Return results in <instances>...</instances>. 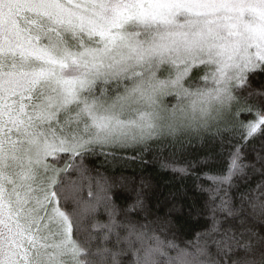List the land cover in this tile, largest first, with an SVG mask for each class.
I'll use <instances>...</instances> for the list:
<instances>
[{
    "label": "snow or ice",
    "instance_id": "snow-or-ice-1",
    "mask_svg": "<svg viewBox=\"0 0 264 264\" xmlns=\"http://www.w3.org/2000/svg\"><path fill=\"white\" fill-rule=\"evenodd\" d=\"M145 155L192 239L118 203ZM0 264H264V0H0Z\"/></svg>",
    "mask_w": 264,
    "mask_h": 264
},
{
    "label": "trees",
    "instance_id": "trees-1",
    "mask_svg": "<svg viewBox=\"0 0 264 264\" xmlns=\"http://www.w3.org/2000/svg\"><path fill=\"white\" fill-rule=\"evenodd\" d=\"M144 159L147 163L137 160L134 163L106 164L103 166L117 181L115 191L118 194V203H130L129 196L134 198L135 195L132 192L133 182L139 186L143 180L147 185L145 188L146 206L151 208L156 215L163 216L170 206V194L177 193V207H181L182 210L172 214L170 232H174L181 241L192 239L204 224L202 217L197 219L195 213L190 215L188 212L190 205H200L204 199L202 194L196 190L194 178L182 179L170 169L161 168L158 160L147 155Z\"/></svg>",
    "mask_w": 264,
    "mask_h": 264
}]
</instances>
